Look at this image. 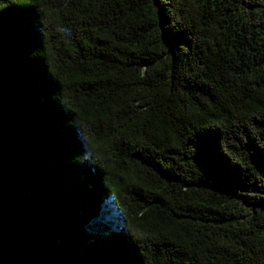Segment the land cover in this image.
<instances>
[{
  "label": "trees",
  "instance_id": "trees-1",
  "mask_svg": "<svg viewBox=\"0 0 264 264\" xmlns=\"http://www.w3.org/2000/svg\"><path fill=\"white\" fill-rule=\"evenodd\" d=\"M0 264H264V0H0Z\"/></svg>",
  "mask_w": 264,
  "mask_h": 264
},
{
  "label": "rangeland",
  "instance_id": "rangeland-1",
  "mask_svg": "<svg viewBox=\"0 0 264 264\" xmlns=\"http://www.w3.org/2000/svg\"><path fill=\"white\" fill-rule=\"evenodd\" d=\"M117 212L118 211L114 207L103 206L99 216H97L96 220L94 219V221L91 223L93 227V229H91L92 232L90 229L89 231L93 234H99L101 231H103L101 230L102 228H106L109 229L110 232H118L121 225L117 221V218L119 217Z\"/></svg>",
  "mask_w": 264,
  "mask_h": 264
},
{
  "label": "water",
  "instance_id": "water-1",
  "mask_svg": "<svg viewBox=\"0 0 264 264\" xmlns=\"http://www.w3.org/2000/svg\"><path fill=\"white\" fill-rule=\"evenodd\" d=\"M89 229H90V231H91V229H93V227H92V225H91V224H90V225H88V226L86 227V231L90 233ZM91 232H92V231H91Z\"/></svg>",
  "mask_w": 264,
  "mask_h": 264
},
{
  "label": "bare ground",
  "instance_id": "bare-ground-1",
  "mask_svg": "<svg viewBox=\"0 0 264 264\" xmlns=\"http://www.w3.org/2000/svg\"><path fill=\"white\" fill-rule=\"evenodd\" d=\"M108 217V216H107ZM106 218V217H105ZM107 220H109V219H107Z\"/></svg>",
  "mask_w": 264,
  "mask_h": 264
}]
</instances>
